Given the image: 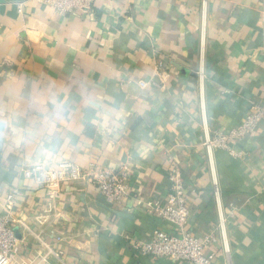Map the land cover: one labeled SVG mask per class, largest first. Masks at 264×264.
<instances>
[{
    "label": "crops",
    "instance_id": "0c3cea01",
    "mask_svg": "<svg viewBox=\"0 0 264 264\" xmlns=\"http://www.w3.org/2000/svg\"><path fill=\"white\" fill-rule=\"evenodd\" d=\"M159 62L161 87L140 88ZM11 77L54 82L119 113L107 131L85 127L69 162L122 171L129 196L108 208L89 181L63 184L54 202L61 217L42 236L55 253L51 264H187L134 247L156 230L173 232L145 204L165 201L174 166L185 180L187 229L197 237L214 231L215 262L264 264V119L231 142L236 155L213 153L228 253L202 144L205 130L227 132L251 105L264 106V0H209L204 19L199 0H97L90 16L0 0V83ZM26 170L0 156V211L15 189L10 216L27 217L34 228L47 196ZM26 236L22 253L46 252Z\"/></svg>",
    "mask_w": 264,
    "mask_h": 264
},
{
    "label": "built area",
    "instance_id": "2783aa9c",
    "mask_svg": "<svg viewBox=\"0 0 264 264\" xmlns=\"http://www.w3.org/2000/svg\"><path fill=\"white\" fill-rule=\"evenodd\" d=\"M49 7L54 14L65 16L66 14L91 15L92 7L97 0H35ZM209 0H199L203 19ZM21 5V4H20ZM19 5V8H20ZM203 29L201 37L203 38ZM162 64L156 65V72L150 80H139L140 88L153 86L160 88L162 81L157 78V71ZM200 81L204 73L198 71ZM264 119V106L253 104L242 123L229 129L227 132L205 130L203 147L208 156L210 172L214 185V198L218 209L217 229L222 241V247L226 253L229 248L226 241L225 221L220 205V189L213 166V153L216 150H225L232 155L236 153L231 149L232 141L242 142L251 136L260 121ZM27 178H31L45 190L47 203L44 210L33 217L34 228L30 226L27 217L13 218L10 216L12 205L18 191L12 189L4 198V210L0 211V264H51L49 255L55 254L54 250L42 239L47 230L52 229L55 221L60 218V212L55 208L54 202L60 187L66 183H74L80 180L89 181L97 193L103 198L106 207L110 208L129 196L128 185L122 171H113L108 168L89 167L83 170L79 165L67 162L63 167H58L47 173H34L29 170L24 172ZM169 193L164 202H146L147 212L158 216L163 221L170 223L173 232L156 230L148 241H139L134 247L152 259H169L175 262L187 264H218L213 248L218 242L214 231H208L200 237L193 235L187 229L191 212L186 203L185 180L180 168L174 166L168 175ZM5 211V212H4ZM232 216V215H231ZM26 235H32L44 245L46 252L28 257L22 253L27 240ZM54 239L61 241L62 237L54 235ZM222 264H230L228 261Z\"/></svg>",
    "mask_w": 264,
    "mask_h": 264
},
{
    "label": "clouds",
    "instance_id": "9594fccd",
    "mask_svg": "<svg viewBox=\"0 0 264 264\" xmlns=\"http://www.w3.org/2000/svg\"><path fill=\"white\" fill-rule=\"evenodd\" d=\"M119 113L95 97H75L65 86L11 77L0 83V156L12 167L47 173L81 147L85 127L109 130Z\"/></svg>",
    "mask_w": 264,
    "mask_h": 264
}]
</instances>
